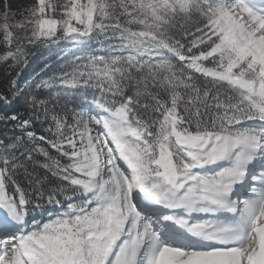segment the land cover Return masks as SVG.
<instances>
[{
    "label": "snow or ice",
    "instance_id": "6c2138e0",
    "mask_svg": "<svg viewBox=\"0 0 264 264\" xmlns=\"http://www.w3.org/2000/svg\"><path fill=\"white\" fill-rule=\"evenodd\" d=\"M15 17L0 0L5 64L103 40L36 84L63 91L28 95V118L0 116L21 133L0 140V264H264V0H35Z\"/></svg>",
    "mask_w": 264,
    "mask_h": 264
},
{
    "label": "trees",
    "instance_id": "16d2710c",
    "mask_svg": "<svg viewBox=\"0 0 264 264\" xmlns=\"http://www.w3.org/2000/svg\"><path fill=\"white\" fill-rule=\"evenodd\" d=\"M35 0H8L11 9L16 13V20H19L20 13L26 8L34 4ZM103 37L94 39L84 45H77L71 41L61 40L57 44L28 46V55L26 63L21 62L18 66H13V62L9 61L7 64L0 62V92L6 93L11 104H4L0 102V116L5 114L11 115L17 113L24 118H28L31 110L24 103L25 98L30 94H38L41 98H49L51 93L62 92L61 86L57 82L50 84L47 89H36V84L42 80H50L52 77L59 75L61 70H69L71 62L80 56H85L88 53L96 52L99 54L101 49V41ZM5 51V46L0 45V54ZM19 73V75H17ZM15 80L17 86L24 91V95L19 98H14L11 91H9V84ZM99 95V93H95ZM87 96V100L85 99ZM93 91L88 90L85 94L82 91L77 93L75 98L61 95L60 103L63 105L66 101L69 102V107L75 105H87L92 99ZM52 105L50 104L49 107ZM59 110V108L57 109ZM44 127H48L45 124ZM34 131L41 132L43 128L39 123H36ZM19 128L16 127V122H5L0 120V140H8L11 137L20 135ZM50 151H52L50 149ZM53 155H55L53 151ZM42 159V158H40ZM35 176L45 178L52 183H55V178L51 176L43 168H37ZM20 182L27 188L32 183L31 177H25L21 172L18 176ZM41 217L37 215V219ZM46 218V214H45Z\"/></svg>",
    "mask_w": 264,
    "mask_h": 264
}]
</instances>
